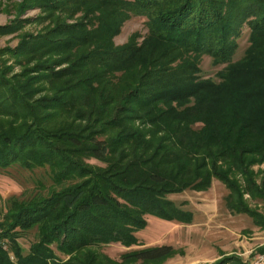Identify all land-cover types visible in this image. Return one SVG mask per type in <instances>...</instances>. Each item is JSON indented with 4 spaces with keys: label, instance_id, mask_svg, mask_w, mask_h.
Returning <instances> with one entry per match:
<instances>
[{
    "label": "trees",
    "instance_id": "trees-1",
    "mask_svg": "<svg viewBox=\"0 0 264 264\" xmlns=\"http://www.w3.org/2000/svg\"><path fill=\"white\" fill-rule=\"evenodd\" d=\"M34 6L48 26L2 51L21 70L0 64V171L46 168L50 182L0 207V264L157 262L170 245L119 260L98 248L137 245L146 215L190 222L167 195L213 179L229 210L264 226V170L254 169L264 164V0H21L0 35ZM131 16L146 18V36L115 45ZM244 24L249 45L233 61ZM204 55L225 64L217 80L199 77ZM32 229L23 253L18 238Z\"/></svg>",
    "mask_w": 264,
    "mask_h": 264
},
{
    "label": "rangeland",
    "instance_id": "rangeland-1",
    "mask_svg": "<svg viewBox=\"0 0 264 264\" xmlns=\"http://www.w3.org/2000/svg\"><path fill=\"white\" fill-rule=\"evenodd\" d=\"M21 0H0V25L11 23L17 15L16 4ZM77 14L73 20L80 18ZM22 27L14 32L0 35V64L13 65L8 75L21 70L20 65L9 54H2L8 47H15L26 34H36L48 26L49 19L44 15L41 7L34 6L27 9L21 16ZM148 32L147 20L143 16H131L121 26L119 33L114 36L115 45L126 43L133 34H137V42L141 43ZM249 28L243 25L237 38L238 48L233 55V61L240 60L249 45ZM201 78L217 80V73L225 64H216L209 55L201 57L199 63ZM96 165H104L91 159ZM255 170L263 169L264 164L254 166ZM46 184L50 182L48 170H25L18 166L10 167L6 171H0V207L6 205L12 196L21 199L36 191L37 182ZM229 193L227 187L217 179H213L205 190H184L180 193H172L167 198L173 201L181 209L189 211L190 222H178L175 220H163L155 216L146 215L147 225L144 229L135 233L138 244L129 247L118 242L101 245L98 251L114 260H119L125 252L151 246L170 245L173 253L151 263L135 262L131 264H204L215 263L218 260L236 255L251 264H264V254L256 253L259 246L264 245V226L257 225L252 217L244 213H235L228 209L226 197ZM24 194V195H23ZM252 208L263 212L262 203L249 200ZM2 215H0V222ZM36 240V230L32 229L22 233L18 242L23 253L28 251L29 245ZM5 248V245L3 246ZM55 248V244L52 245ZM61 257L64 255L59 254ZM13 259V256H10Z\"/></svg>",
    "mask_w": 264,
    "mask_h": 264
}]
</instances>
